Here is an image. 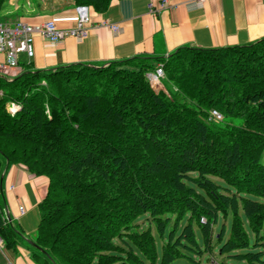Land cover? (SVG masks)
Segmentation results:
<instances>
[{
  "label": "trees",
  "instance_id": "1",
  "mask_svg": "<svg viewBox=\"0 0 264 264\" xmlns=\"http://www.w3.org/2000/svg\"><path fill=\"white\" fill-rule=\"evenodd\" d=\"M11 164L48 178L36 264H264V36L0 75V179ZM0 238L14 248L1 207Z\"/></svg>",
  "mask_w": 264,
  "mask_h": 264
},
{
  "label": "crops",
  "instance_id": "2",
  "mask_svg": "<svg viewBox=\"0 0 264 264\" xmlns=\"http://www.w3.org/2000/svg\"><path fill=\"white\" fill-rule=\"evenodd\" d=\"M110 0L96 11L86 6L90 22L82 39L66 37L51 44L33 36L34 54L19 55L15 74L22 68L49 69L70 63L101 65L132 56L165 57L187 45L203 48L246 44L264 36V0ZM149 4H152L149 7ZM78 5L73 0H7L0 21L37 24L53 20L61 29L76 24ZM117 23L113 32L100 22ZM4 59L0 55V61ZM48 178L33 175L22 164H11L0 181V207L5 223L15 230L13 249L0 246V264L8 257L13 264H36L32 260L34 235ZM23 208L21 213L19 208Z\"/></svg>",
  "mask_w": 264,
  "mask_h": 264
},
{
  "label": "built area",
  "instance_id": "3",
  "mask_svg": "<svg viewBox=\"0 0 264 264\" xmlns=\"http://www.w3.org/2000/svg\"><path fill=\"white\" fill-rule=\"evenodd\" d=\"M203 1V0H200ZM167 2V0H161L160 5ZM152 4H149L151 7ZM77 19L76 24L72 28L61 29L58 28L53 20H45L37 24H28L22 21L16 22L10 26L3 21H0V55L4 56V59L0 61V75L5 77H12L15 75V68L18 64L19 55L23 54L27 59H30L34 54L33 36L40 35L45 38L51 44L60 42L66 37H74L82 39L86 37L88 29L87 25L90 22L89 15L86 6H78L76 8ZM101 26H106L113 32H119L120 27L117 23H110L107 20L100 22ZM150 82L155 78L159 81L163 77V71L161 65L158 64L155 70L147 74ZM18 106L11 103L7 106V110L11 113L15 112ZM211 119H220L221 116L215 110L210 111ZM20 212H23V208H19ZM0 246H2V240L0 238ZM5 264H13L11 260L6 257Z\"/></svg>",
  "mask_w": 264,
  "mask_h": 264
},
{
  "label": "rangeland",
  "instance_id": "4",
  "mask_svg": "<svg viewBox=\"0 0 264 264\" xmlns=\"http://www.w3.org/2000/svg\"><path fill=\"white\" fill-rule=\"evenodd\" d=\"M153 80L156 81V79H151V81H153ZM153 82H151V83L155 87V85H157L158 81H156V84L153 83ZM211 120L220 121L221 118L220 119H211ZM202 222H204V220ZM136 224L139 227V229H145L146 227H148L147 221L144 220L143 218L138 219ZM222 224L225 225V234H227V232H228L227 230H228V227H229L228 220L219 219L218 222L213 225V239H215L217 229H220ZM150 227L152 229L153 234L156 235L154 227L152 225ZM194 229H195V232H196L197 237L199 239L200 236H199V229H198L197 225H194ZM156 240H157V242H159L158 238H156ZM116 242L119 245H123V243L120 242V241H116ZM213 245H214V248H216V246H217L216 242H214ZM196 258L198 259V263L199 264H221V262L225 260L226 256L225 255H221L219 253V251L217 249H215V251L212 254L211 253H204L203 255L200 256V258H198V257H196ZM183 260H184V258L182 259V261Z\"/></svg>",
  "mask_w": 264,
  "mask_h": 264
},
{
  "label": "water",
  "instance_id": "5",
  "mask_svg": "<svg viewBox=\"0 0 264 264\" xmlns=\"http://www.w3.org/2000/svg\"><path fill=\"white\" fill-rule=\"evenodd\" d=\"M153 87H154V86H153ZM160 88H162V85H161L160 82H158L157 85H155L154 89L156 90V89H160ZM1 180H2V176H1L0 181H1ZM29 243H30L32 246H34L35 248L41 250V249L39 248V246H37V244H35V242L29 241Z\"/></svg>",
  "mask_w": 264,
  "mask_h": 264
},
{
  "label": "bare ground",
  "instance_id": "6",
  "mask_svg": "<svg viewBox=\"0 0 264 264\" xmlns=\"http://www.w3.org/2000/svg\"><path fill=\"white\" fill-rule=\"evenodd\" d=\"M153 79H155V78H153ZM154 81V80H153Z\"/></svg>",
  "mask_w": 264,
  "mask_h": 264
}]
</instances>
